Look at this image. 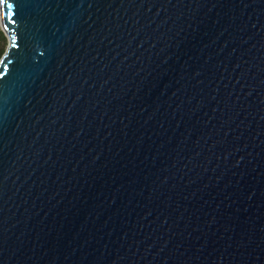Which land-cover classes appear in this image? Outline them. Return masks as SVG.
<instances>
[{"label":"water","instance_id":"95a60500","mask_svg":"<svg viewBox=\"0 0 264 264\" xmlns=\"http://www.w3.org/2000/svg\"><path fill=\"white\" fill-rule=\"evenodd\" d=\"M0 20V264H264V0Z\"/></svg>","mask_w":264,"mask_h":264},{"label":"trees","instance_id":"16d2710c","mask_svg":"<svg viewBox=\"0 0 264 264\" xmlns=\"http://www.w3.org/2000/svg\"><path fill=\"white\" fill-rule=\"evenodd\" d=\"M6 44H7L6 38L4 34L2 33V31L0 30V58L5 51Z\"/></svg>","mask_w":264,"mask_h":264},{"label":"bare ground","instance_id":"6f19581e","mask_svg":"<svg viewBox=\"0 0 264 264\" xmlns=\"http://www.w3.org/2000/svg\"><path fill=\"white\" fill-rule=\"evenodd\" d=\"M1 21V20H0Z\"/></svg>","mask_w":264,"mask_h":264},{"label":"rangeland","instance_id":"374dc122","mask_svg":"<svg viewBox=\"0 0 264 264\" xmlns=\"http://www.w3.org/2000/svg\"><path fill=\"white\" fill-rule=\"evenodd\" d=\"M7 45V44H6Z\"/></svg>","mask_w":264,"mask_h":264}]
</instances>
